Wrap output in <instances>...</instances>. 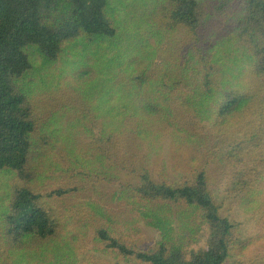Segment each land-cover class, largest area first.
<instances>
[{
	"label": "trees",
	"instance_id": "obj_1",
	"mask_svg": "<svg viewBox=\"0 0 264 264\" xmlns=\"http://www.w3.org/2000/svg\"><path fill=\"white\" fill-rule=\"evenodd\" d=\"M156 1L145 46L124 49L112 0H0V264H264V0ZM102 75L120 76L117 91ZM115 92L127 105L106 130ZM158 136L184 175L153 173ZM244 161L230 180L238 210L258 217L247 237L207 174ZM151 226L160 236L142 246Z\"/></svg>",
	"mask_w": 264,
	"mask_h": 264
},
{
	"label": "rangeland",
	"instance_id": "obj_2",
	"mask_svg": "<svg viewBox=\"0 0 264 264\" xmlns=\"http://www.w3.org/2000/svg\"><path fill=\"white\" fill-rule=\"evenodd\" d=\"M112 3L117 5L120 10V15L123 17L126 27L122 31V36H125L124 41H120L119 44L125 49L128 47L129 44L132 45L133 49L135 47H140L141 45L144 47L145 44L143 42V39L146 40L147 35L151 34V28L148 26L147 19L148 14L150 12V9L152 10L153 7L159 3L156 0H112ZM158 35L162 36V42H160V49L163 50L166 49V52H163V56L170 55L173 53L174 49L172 45H169L167 42V30L165 28H160L158 30ZM139 43V44H137ZM136 45V46H135ZM132 47L129 46V49L123 51L130 53L132 52ZM217 54L219 56H224V53L221 50H216ZM162 57L160 55H157L155 63L158 64L161 62ZM70 61L72 59H69ZM115 66V64H114ZM114 66H110L111 69L114 68ZM61 77H64L65 75L63 73H59ZM49 75H52L55 77V72L51 71ZM149 75L153 78L160 77L159 73L156 72H150ZM112 79V80H111ZM123 79V78H122ZM115 81L117 83L120 82V76H114L110 75V78L107 80L106 75H102L97 78V83L99 85H103L106 89H113L114 91H117L110 83L109 81ZM49 84L55 85V82H52L50 80H47ZM116 93V92H115ZM115 100L110 98H105L102 102L104 104L103 108V118L101 116L100 119L105 121V127L106 130H108L113 123L116 125L118 124L117 120V114L120 113L122 104L127 105V99L120 97V93L115 94ZM70 101V100H69ZM95 130H99V127H95ZM182 141V138H177L176 142ZM197 144L199 149H203L204 145H202L203 141H198ZM206 145V144H205ZM211 144H207V147H210ZM153 149L155 150V154L151 155L152 162H153V173L157 175L158 171L165 169L166 174L169 177H180L181 175H184V171L186 168V162H183L181 160L177 161L173 157V151L177 149L176 144L172 147V139L170 138H164L161 136H158V142L153 145ZM188 148H184L182 150V155L185 156L186 153L184 150ZM213 163V162H211ZM246 166H248L247 162L244 161L243 163H240V165L236 167L232 166H224L220 162L213 163L210 165L211 168L208 170V176H209V185L213 192L216 194L219 200V204L222 205L221 207V214L224 216L232 217L234 215V220L239 223L238 229L240 232H242V235L245 237L247 236H253L256 234L260 227L258 222V217L253 218V216L248 217L243 212L238 210L236 200L233 197V193L231 192V180L230 177H232L233 173L244 169ZM174 173V174H173ZM114 182H111L109 185L113 186ZM117 184V183H116ZM108 192V189L106 190H99L97 192V195L102 197V200L108 207H105V214L106 216L114 217L113 211H119V206L116 204L115 201L112 200V197ZM98 199V198H97ZM96 200V199H95ZM94 201V200H93ZM249 218V222L248 218ZM173 225V223H171ZM173 233L171 234V237H168V240L172 243H177L176 241H180L178 233L175 231V225H173ZM82 230H85L87 233L86 235L89 236V233H93L94 228L89 227V222L85 225V227L81 228ZM160 236V229L158 226H151V227H143L141 234L139 236V242L142 246H148L151 244L154 240H157ZM155 242V241H154ZM73 258L79 261H83V256L79 253L73 254ZM34 257V256H33ZM31 261V260H30ZM52 264H75L74 260L66 255V257H60L59 259H51ZM36 264V262H35Z\"/></svg>",
	"mask_w": 264,
	"mask_h": 264
}]
</instances>
